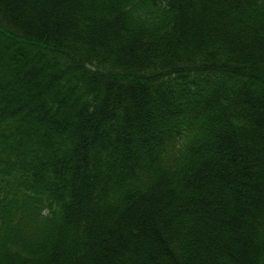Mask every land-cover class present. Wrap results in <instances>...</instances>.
<instances>
[{
	"label": "trees",
	"instance_id": "trees-1",
	"mask_svg": "<svg viewBox=\"0 0 264 264\" xmlns=\"http://www.w3.org/2000/svg\"><path fill=\"white\" fill-rule=\"evenodd\" d=\"M0 264H264V0H0Z\"/></svg>",
	"mask_w": 264,
	"mask_h": 264
}]
</instances>
